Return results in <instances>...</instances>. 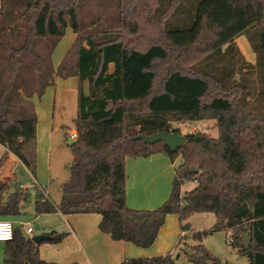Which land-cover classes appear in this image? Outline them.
<instances>
[{
  "label": "trees",
  "instance_id": "obj_1",
  "mask_svg": "<svg viewBox=\"0 0 264 264\" xmlns=\"http://www.w3.org/2000/svg\"><path fill=\"white\" fill-rule=\"evenodd\" d=\"M88 1L0 0V144L6 148L0 167L12 153L33 178L37 176V121L31 99L43 95L54 75L76 76L70 177L61 185L59 203L34 188L35 214L97 213L100 230L113 240L146 248L154 244L168 215L183 221L194 212L213 213L212 227L191 236L200 240L213 230L229 231V244L247 257L248 264H264V0H153L150 13L158 14L155 22L163 40L144 49L130 46L111 28L101 29L98 18L91 21L93 30H85L79 12ZM134 1L117 0V23L130 33L137 29L129 18ZM67 28L75 37L54 67L53 49ZM208 30L212 41L199 49L200 56L188 59L190 47ZM242 34L255 54V65L242 60L243 64L256 66L260 74L259 112L252 110L247 87L234 81L241 70L234 54L242 58L234 40ZM43 41L46 46L40 44ZM158 61L166 65L162 74ZM205 119H215L218 135L185 134L186 141L174 152L162 141L135 139L140 133L179 132L171 128L174 121ZM158 153L171 161L180 157L169 196L154 209L129 207L126 158ZM184 181L193 182V188L182 192ZM11 183L0 180V218L19 215L20 203L31 197L17 185L8 193ZM188 228L181 224L182 231ZM47 234L50 238L43 241L54 244L66 236ZM243 236L249 237L248 246ZM3 242L4 264H61L41 259L39 244L20 229ZM188 249L191 264H230L212 257L201 242ZM176 257H131L120 264H177Z\"/></svg>",
  "mask_w": 264,
  "mask_h": 264
},
{
  "label": "crops",
  "instance_id": "obj_2",
  "mask_svg": "<svg viewBox=\"0 0 264 264\" xmlns=\"http://www.w3.org/2000/svg\"><path fill=\"white\" fill-rule=\"evenodd\" d=\"M60 44V42H59ZM58 44V45H59ZM52 63L56 67L67 52V48ZM84 93L88 90L87 81L82 83ZM78 85L76 76L61 78L53 76L52 82L45 89L43 95L31 99L36 111V156L37 168L35 178L29 173L25 165L12 153H7V160L0 167V180L10 179L11 185L7 189L11 193L14 186L29 191L31 197L20 203V213L17 216H2L9 220L15 229L23 230L26 237L39 233L64 232L66 236L57 243L39 242V256L41 259L61 264H120L125 258L151 257L171 253L180 243L178 237L190 235V229L181 231L179 218L168 215L164 225L150 247H137L131 242L113 240L109 233L100 230L97 213L63 215L35 214L33 207L37 186L49 197L53 203H59L62 197L61 185L66 182L70 173L67 166L73 155L67 145L70 134L75 131L73 119L77 114ZM72 124H69V123ZM6 150L0 144V155ZM175 160L171 161L163 153L152 154L147 157H128L125 161L127 174L126 204L135 209H154L159 207L170 194L171 182L175 174ZM193 186L194 183L192 182ZM192 189V188H191ZM187 191V190H186ZM0 218V219H1ZM32 227L27 233L25 229ZM4 242H0V264H4ZM188 248V247H187ZM186 249V248H185Z\"/></svg>",
  "mask_w": 264,
  "mask_h": 264
},
{
  "label": "rangeland",
  "instance_id": "obj_3",
  "mask_svg": "<svg viewBox=\"0 0 264 264\" xmlns=\"http://www.w3.org/2000/svg\"><path fill=\"white\" fill-rule=\"evenodd\" d=\"M134 14L129 16L132 23L137 25L136 33H130L127 29H124L118 25V9H117V0H89L84 4L80 9L79 14L81 17V25L86 27L85 30H93L91 28V21L93 19H100L99 25L100 28H107L117 33L116 35H123L126 40H128L129 45L135 48L144 49L147 45L152 42L158 41L163 38L162 31L158 22L155 20L158 17L156 13H150V9L154 8L155 1L153 0H135ZM150 18L152 19L150 21ZM154 18V19H153ZM264 23V19H263ZM95 28V27H94ZM66 35L60 41V44L55 49L53 54L54 60L59 57L63 49H66L67 46L71 44L75 37V33L71 32L69 28L66 30ZM213 39V35L210 30L205 34V37L201 41L194 44L190 47L189 53H187V58L193 60L201 55L199 49L203 48L205 43H210ZM163 40V39H162ZM161 41V40H160ZM235 45L238 47L239 52L242 56L234 54V60L237 63V66H241V70L234 76V81H240L241 84L245 85L248 89V98L249 103L252 105V110L259 112L262 110L261 100H258L257 93L261 89V80L259 70L256 66L248 67L243 64V61L252 63L255 65V54L252 51L251 45L249 44L246 34H242L235 38ZM41 45L46 46L47 42L43 41ZM68 46V47H69ZM43 48V46H42ZM243 60V61H242ZM243 64V65H242ZM158 72L160 74L164 73L163 62L158 61L156 63ZM111 66V65H110ZM112 69V66H111ZM69 124H72L71 122ZM172 129H178L179 133L185 135L195 131L205 132L209 135L216 137L217 129L215 127V119L210 120H196V121H186V122H176L171 123ZM70 149V147H67ZM180 161V157H176L175 165ZM37 168V161H36ZM181 191L185 192L193 188L191 181H184L181 186ZM178 217V215H176ZM182 224L187 223L191 231L190 235L186 237H181L180 243L174 247L173 251L177 255V264H191L187 258V253L185 248L194 246L195 244L201 242L209 251L210 255L217 257L222 261H227L230 264H248V259L246 256L238 254L237 249L229 244L230 232L225 230H213L201 236L200 240L198 238H193L191 236L194 232H203L209 230L214 223L213 213L207 212H194L186 220L181 221ZM178 229L181 230V225L178 226ZM23 232V230H22ZM179 238V237H178Z\"/></svg>",
  "mask_w": 264,
  "mask_h": 264
},
{
  "label": "water",
  "instance_id": "obj_4",
  "mask_svg": "<svg viewBox=\"0 0 264 264\" xmlns=\"http://www.w3.org/2000/svg\"><path fill=\"white\" fill-rule=\"evenodd\" d=\"M136 140H143L146 143L153 144L157 141H162L164 145L167 147V149L170 152H174L177 148L181 147L183 143L186 141V135H183L179 132H172L170 130H162L158 131L157 133L146 135L143 133H140L136 135ZM76 141V139H73L69 137L67 141V145L70 147L71 144H73ZM50 236L47 233H39L37 235H34L31 237V241L34 243H39L43 240H48ZM244 245L248 246L250 239L248 236H243ZM187 255H191V252L188 248L185 249ZM29 264V263H25Z\"/></svg>",
  "mask_w": 264,
  "mask_h": 264
},
{
  "label": "built area",
  "instance_id": "obj_5",
  "mask_svg": "<svg viewBox=\"0 0 264 264\" xmlns=\"http://www.w3.org/2000/svg\"><path fill=\"white\" fill-rule=\"evenodd\" d=\"M70 137L75 139L76 132L75 131L72 132L70 134ZM14 229H15V227H13V224L9 220L2 219V218L0 219V237H2L5 232H10L11 233V238H12ZM25 231L27 233H30L32 231V227H30V226L27 227L25 229ZM5 240H10V239H0V242L5 241Z\"/></svg>",
  "mask_w": 264,
  "mask_h": 264
},
{
  "label": "clouds",
  "instance_id": "obj_6",
  "mask_svg": "<svg viewBox=\"0 0 264 264\" xmlns=\"http://www.w3.org/2000/svg\"><path fill=\"white\" fill-rule=\"evenodd\" d=\"M0 239H11V233L10 232H5Z\"/></svg>",
  "mask_w": 264,
  "mask_h": 264
}]
</instances>
